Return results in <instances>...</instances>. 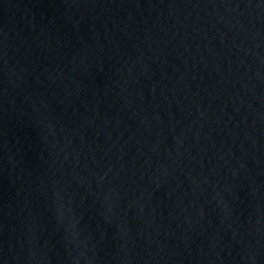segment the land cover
<instances>
[{"label": "water", "instance_id": "obj_1", "mask_svg": "<svg viewBox=\"0 0 264 264\" xmlns=\"http://www.w3.org/2000/svg\"><path fill=\"white\" fill-rule=\"evenodd\" d=\"M0 264H264V0H0Z\"/></svg>", "mask_w": 264, "mask_h": 264}]
</instances>
